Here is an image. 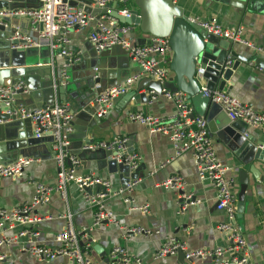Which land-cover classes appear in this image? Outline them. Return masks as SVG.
Masks as SVG:
<instances>
[{
    "label": "crops",
    "instance_id": "crops-1",
    "mask_svg": "<svg viewBox=\"0 0 264 264\" xmlns=\"http://www.w3.org/2000/svg\"><path fill=\"white\" fill-rule=\"evenodd\" d=\"M4 1V0H2ZM240 1V2H239ZM241 8L238 5H244ZM188 19H201L215 22L223 28L243 26L245 37L264 48V0H175ZM26 5V6H25ZM39 6V0H23L21 3L10 5L11 8H35ZM129 8H135V3L129 0ZM19 25V23L17 24ZM24 31L26 25H19ZM12 30V28H11ZM90 30L73 31L70 34V50L81 55V62L72 66L70 82L65 87L66 100L62 101L58 94L55 102L68 103L76 113V131L72 138L71 152L80 159L77 175L84 177L94 175L101 181L109 182L111 191H118L132 181L135 173L129 168L123 170L108 153L83 152L87 139L93 141H111L115 137H126L129 140L128 152L137 154L141 158L138 169V179L141 180L134 191L126 198L110 196L106 200V208L115 218L116 223H108L95 227L94 217L96 207L87 202L84 193L75 184L68 187V200L63 201L59 195L53 196L51 203L39 207L35 216L52 217L40 224L31 226L17 225L5 232L0 229V241L3 237L18 240L12 245L0 246V257H6V264H67L65 258H58L53 262H39L29 249L31 246H49L56 248V237L63 232L67 225V219L59 217L71 214L73 225L77 232L81 233V247L89 249L90 260L104 263V259L110 257L115 248L123 249L127 255L141 260V264H184L180 262L179 255H173L164 259H157L156 255L168 238H175L180 243H185L188 251L209 250L218 247H227L230 244L227 234L217 230L218 225L228 222L225 211L217 209L216 190L209 182H201L198 178L197 165L192 153L176 156L171 141L161 134L151 133L146 126L129 120L131 113H143L154 117L170 118L176 113L174 103L159 97L153 103H142V100L117 99L109 112L100 118L99 122L90 121L87 117H77L82 113L83 105L95 107L93 101L98 95L97 89H93L94 67L99 68L97 74L101 79V89L115 87L125 83L140 72L137 63L132 62L127 54L120 48L112 49L108 57L102 59L89 43ZM152 37L143 33L139 27H134L131 39L138 45H144ZM232 51L242 57L240 64L226 84L225 91L241 102L253 107L256 111L264 113V56L253 50L238 44H234ZM48 50H40L39 56L32 58L38 64L49 63L54 71H62L66 60L56 57H46ZM173 58L170 56V66ZM46 61V62H44ZM263 66H262V65ZM170 69L169 79L175 75ZM148 77H144L132 85L129 90L138 89L139 83ZM152 79V78H149ZM168 79V80H169ZM23 79L22 81H25ZM153 80V79H152ZM36 86L35 94L31 92L22 97V101L32 106L44 105L52 98L50 89L44 86V82H50L51 76L46 71L39 74V78H31ZM140 95H149L150 91L145 87ZM240 125L246 130L247 139L261 142L264 145V135L244 123ZM23 129L13 131L14 135L23 132ZM219 160L229 171L228 176L235 182L233 192L237 196L241 191L240 170L249 174V188L246 192L245 208L243 216L236 220L237 226L243 232L252 264H264V181L260 182L250 173L251 165L246 166L241 157L231 148V145L217 139H212ZM6 145L0 144V161L14 163L19 158V144L9 141ZM9 144V145H7ZM45 146V145H43ZM264 147V146H263ZM17 149V151H16ZM40 162L30 166L23 178H7L0 182V208L11 210L30 202L35 195V185L43 183L47 186L57 185L58 166L54 155L46 147L39 152ZM261 177L264 178V163L255 161L252 163ZM66 167H70L66 164ZM181 176L187 182L184 195L193 194L202 203L190 207L186 212H181V192L166 190L161 183L168 179ZM89 195H98L105 190L91 187ZM149 206V214H144L134 207ZM140 227L154 232L152 237L136 236L125 237L124 229ZM30 234L19 237L24 232ZM38 234V236H35ZM93 239V242H90ZM98 245L105 252L101 257L95 250ZM185 264H189L185 260ZM195 264H213L211 261H197Z\"/></svg>",
    "mask_w": 264,
    "mask_h": 264
},
{
    "label": "built area",
    "instance_id": "built-area-1",
    "mask_svg": "<svg viewBox=\"0 0 264 264\" xmlns=\"http://www.w3.org/2000/svg\"><path fill=\"white\" fill-rule=\"evenodd\" d=\"M40 6L35 8H4L0 9V27L15 30L9 41L17 42L12 49L48 50L51 60L56 57L65 59L62 67L63 86L70 82V69L74 64L81 62V55L70 50L73 31L90 30L89 43L98 53L111 50L114 47L122 49L132 62L140 67V72L128 79L122 85L107 88L96 96L93 105L98 107V117L108 114L113 103L127 94L129 88L144 77L152 78L164 84L170 76V56L172 49L168 39L151 38L144 45H138L131 39L134 27L121 24L117 19L107 14H94L87 12L104 11L113 4H117L116 11L126 18L132 17L135 8H129V0H39ZM14 18L29 19V33L25 35L19 25H13ZM194 25L213 35L233 44L245 46L257 54L264 56V48L254 44L245 37L243 26L223 28L213 21L189 19ZM231 65V63H228ZM98 68L94 69L93 89H101L97 80ZM204 71L199 69L198 75L202 77ZM153 94L152 91H150ZM30 94L26 83L21 81L16 85L0 87V125H5L14 119L29 120L34 127L36 139H52L54 159L58 166L57 185L47 186L43 183L35 185V195L30 202L11 210L0 208V229L5 232L17 225L31 226L52 219V217L35 216L34 212L42 206L51 203L53 196L59 195L65 202L68 200V187L75 184L84 193L87 202L96 207L94 226L105 222L116 223L111 212L106 208V200L110 196L128 197L140 184V179L130 181L118 191H111L109 182L101 181L94 175L79 177L77 169L80 159L72 155L71 143L75 133L74 121L76 113L68 103L55 102L52 106L33 109L22 101L23 96ZM213 103L220 105L236 122L244 123L247 127L259 130L264 135V113L256 111L253 107L234 98L227 91L215 90L207 94ZM174 103L176 113L170 118L154 117L143 113H131L129 120L146 126L151 133H158L167 137L174 146L176 156L192 153L196 165L198 178L201 182H209L216 190L217 209L225 211L228 222L218 225L217 230L227 234L230 244L227 247H218L213 251L197 250L188 251L185 243H180L175 238H168L158 251L156 258L164 259L183 251L185 260L189 264L197 261H211L213 264H252L246 239L241 229L237 226L238 198L233 192L234 180L229 178V169L219 160L213 142L209 137L208 123L205 119L195 117L194 109L183 92L173 93L163 89L161 96ZM159 97L153 96V103ZM7 116L8 119H5ZM247 136V135H246ZM129 140L126 137H115L111 141H97L82 147L83 152H97L118 154L111 157L116 163L124 164L131 171L136 172L141 164V158L128 152ZM35 158H19L10 165H0V182L7 178H23L27 169L39 163ZM70 167H66V164ZM100 185L104 193L98 195L87 194V189ZM162 188L181 192L184 195L187 182L181 176H175L161 183ZM130 202L128 198L125 200ZM202 202L193 194L184 195L181 199V212H186L190 207L198 206ZM144 214H149V206L134 207ZM67 219L66 229L57 235L56 248L49 246H31L29 252L39 262H53L58 258H65L67 264H105L90 260L89 249L81 247V233L73 225V216L59 217ZM125 237L145 236L152 237L154 232L150 229L130 227L124 230ZM30 234L22 232L19 237ZM38 236V234H35ZM17 237H3L0 246L12 245ZM108 264H141V260L133 258L120 248H115L110 254ZM0 264H6V257H0Z\"/></svg>",
    "mask_w": 264,
    "mask_h": 264
},
{
    "label": "water",
    "instance_id": "water-1",
    "mask_svg": "<svg viewBox=\"0 0 264 264\" xmlns=\"http://www.w3.org/2000/svg\"><path fill=\"white\" fill-rule=\"evenodd\" d=\"M22 1L23 0H0V9L11 8L9 7L10 5L14 6V4L21 3ZM132 1L135 3L138 10L132 11L131 18H126L119 14L116 11L118 8L117 4H113L109 9L104 11H91L89 7L86 11L93 12L97 15L107 14L117 19L121 24L139 27L143 33L152 38L168 39L173 51L170 67L175 76L164 84L147 78L139 83L137 90L125 94L120 97L119 100L134 99L136 101L142 100V103H147L150 102L153 96L161 97L164 88L173 93L183 92L187 95L194 109L195 117L207 121L209 137L214 140L219 139L231 145V148H234L233 150L241 157L243 163L246 166L251 165L250 173L254 175L255 179L263 182L264 178L261 177L259 171L252 165L255 161L264 163L263 143L247 139L245 137L246 130L240 125V122L233 121L227 112L220 105L213 103L207 95L209 92L215 90L224 91L227 82L230 81L233 73L238 68L240 59H243L232 51L234 44L227 40L209 35L205 30L192 24L186 17L183 9L175 3V0ZM242 3H244V5L238 6L244 8L245 2L241 1V4ZM11 22L13 25H17L18 23L19 25H26V29H24L23 33L28 35L29 19L14 18ZM14 32L15 30L0 27V87L13 86L23 79H26V85L31 95H34L36 86L30 79L39 78V74L42 71H46V73L51 76V81L44 82V86L51 91V101L44 105L35 104L30 107L37 109L52 106L58 94H61V100L65 101L67 90L62 83V72H53L52 66L48 62L38 64L36 61L32 60V58L39 56L40 51L36 49H12V46L17 44V42L9 41V38ZM111 50L101 53L96 52V54L100 55L102 59H105L111 53ZM47 54L46 57L51 56L49 51ZM229 62L231 65L228 64ZM94 68H96V66ZM199 69L204 71L202 77L198 75ZM97 83H101L100 77ZM145 87H147L149 91H152L153 94L140 95L139 93ZM104 90L103 88L100 89L98 94ZM82 107V113L77 117H87L90 121L95 122L100 121V118L97 117L98 107H88L87 105H83ZM4 118L8 119L7 116H4ZM75 126L76 124L74 121V127ZM19 129H23V132L14 135L13 131L16 132V130ZM74 135L75 133L72 138ZM9 141H15L20 145L19 148H17L19 157L37 158L43 147H46L55 155V152L52 150V139H36L34 136V127L29 120L14 119L5 125H0V144L6 145L5 143ZM92 142H94L92 139H87L86 141L87 144ZM97 152L104 153L103 151ZM117 154V152L108 153L110 157ZM10 164L12 163L0 161V165L3 166ZM119 167L123 170L127 169L124 164H119ZM239 172L241 191L238 196L237 219L243 216L246 192L249 188V174L242 169ZM137 178L138 170L132 175L131 180ZM129 182L130 181L126 184ZM96 187L102 188L100 185ZM87 191L89 192L91 189L89 188ZM90 242H93V239H90ZM92 250H95L101 257H105V252L98 245H94ZM178 255L180 262L185 264L186 254L183 251H179ZM109 262V257L104 259L105 264Z\"/></svg>",
    "mask_w": 264,
    "mask_h": 264
},
{
    "label": "rangeland",
    "instance_id": "rangeland-1",
    "mask_svg": "<svg viewBox=\"0 0 264 264\" xmlns=\"http://www.w3.org/2000/svg\"><path fill=\"white\" fill-rule=\"evenodd\" d=\"M199 29V28H198ZM200 30V29H199ZM33 60V59H32ZM34 61H35V59H34Z\"/></svg>",
    "mask_w": 264,
    "mask_h": 264
}]
</instances>
